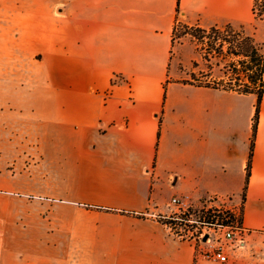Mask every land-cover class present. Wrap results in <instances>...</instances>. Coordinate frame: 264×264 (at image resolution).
<instances>
[{"label": "crops", "instance_id": "0c3cea01", "mask_svg": "<svg viewBox=\"0 0 264 264\" xmlns=\"http://www.w3.org/2000/svg\"><path fill=\"white\" fill-rule=\"evenodd\" d=\"M252 6L0 0V264H222L160 218L247 180L227 264H264V97L247 176L256 96L173 79L179 22L255 39Z\"/></svg>", "mask_w": 264, "mask_h": 264}, {"label": "rangeland", "instance_id": "374dc122", "mask_svg": "<svg viewBox=\"0 0 264 264\" xmlns=\"http://www.w3.org/2000/svg\"><path fill=\"white\" fill-rule=\"evenodd\" d=\"M186 25L187 24L183 22H179L176 27L175 35L173 36L172 57L179 62L180 67V72H178L173 79L184 83L193 82L192 74L194 73L192 72L194 70L196 76L195 79L197 81L203 80V82H211L223 79L225 77L224 72L226 71V68L228 69L230 64L236 62V59L227 55L224 51L228 49L229 43H226L224 50H222L218 44L221 40L235 43L237 36H207V39L197 40L188 34L191 31L186 29ZM247 31L255 37L264 52V23H253V25L247 28ZM217 37L220 38V40L217 41ZM206 42H209L211 46L210 50L213 51V54L214 51L218 49L212 58H208L209 62L205 61L203 58V55L208 48L206 46ZM195 59L198 62L196 66L189 62V60H192L193 62ZM206 77L209 79H206ZM224 79L228 80L227 77ZM218 200L219 199L217 198L209 199L202 201L198 205H192L190 202L192 205L190 215H178L177 209L173 207L169 216H167L164 220L170 222L169 225L174 232L180 230H190L194 235H198L203 231L205 225H207L206 223L213 222V220L215 223L220 220L218 217L209 218V216H214L213 214H219L217 212H213L217 209H221L224 212H236V214H238V218L239 216L241 217L243 206L242 199L237 204L226 200ZM231 209L234 211H231ZM222 216L223 220L226 222L228 218H226V215ZM224 221L220 220L219 223H223Z\"/></svg>", "mask_w": 264, "mask_h": 264}, {"label": "trees", "instance_id": "16d2710c", "mask_svg": "<svg viewBox=\"0 0 264 264\" xmlns=\"http://www.w3.org/2000/svg\"><path fill=\"white\" fill-rule=\"evenodd\" d=\"M179 12V7L177 8ZM252 15L255 22L264 23V0H253L252 6ZM186 29L191 31L188 34L192 36L194 39L202 40L207 39V36H237L235 43L228 42L226 40H221L219 42V46L222 50L225 49L226 43L228 44V49L224 50L227 55L234 57L236 62L230 64V67L224 72L225 77L221 80H214L211 82H203V80L197 81L195 79V74H192L193 82H185L186 84H191L197 87L210 88L214 90H221L226 92H234L240 95H254L257 98L255 105V114L253 118V131L251 136V144H250V155L247 164V176H249L252 166L253 159V150L255 138L257 135L259 116H260V107L261 102L264 97V52L259 44L256 43L255 39L252 36H248L245 34L244 28L241 27L239 30H235L231 25H226L223 27H212L209 29H204L199 25L196 26H187ZM176 29L174 31L173 36L175 35ZM215 39V38H214ZM216 40H220V38H216ZM206 46L208 47L205 51L203 58L205 61H208V58H212V56L217 52L210 50L209 42H206ZM197 63H194L196 66ZM206 79H209L206 77ZM166 97V94H165ZM162 123V120H160ZM247 184L244 187L242 193L243 202L246 199V191ZM215 212L219 213L215 210ZM222 213V214H221ZM211 217H218L220 220H223L222 215H226L228 220L223 222L224 224H230L236 220V217L231 212H220L219 214H213ZM162 222L165 224H170L169 221H165L166 218H160ZM218 220V222L220 221ZM239 223L242 225V215L239 216ZM214 223V220L213 222Z\"/></svg>", "mask_w": 264, "mask_h": 264}, {"label": "built area", "instance_id": "2783aa9c", "mask_svg": "<svg viewBox=\"0 0 264 264\" xmlns=\"http://www.w3.org/2000/svg\"><path fill=\"white\" fill-rule=\"evenodd\" d=\"M169 206L170 208H176L178 215H190V211L192 209V205L189 200L179 197H173ZM216 211L219 213L223 212L221 209H217ZM231 211L234 210L231 209ZM231 213H233L236 217L234 222L230 224H223L218 221L215 223H206L207 225H205L203 231L198 235H194L190 230H180L174 232L173 229L171 227L170 228L178 238L196 242L199 256L209 261L227 264L232 257V252L243 248L246 245L248 236V231L238 221V214H236V212ZM206 235L209 238L204 241V237Z\"/></svg>", "mask_w": 264, "mask_h": 264}, {"label": "water", "instance_id": "95a60500", "mask_svg": "<svg viewBox=\"0 0 264 264\" xmlns=\"http://www.w3.org/2000/svg\"><path fill=\"white\" fill-rule=\"evenodd\" d=\"M208 238H209L208 236H205V237H204V241H206Z\"/></svg>", "mask_w": 264, "mask_h": 264}]
</instances>
